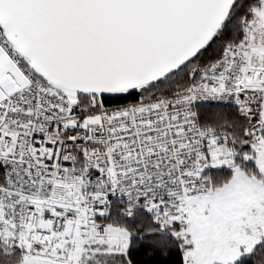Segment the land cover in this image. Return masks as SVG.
I'll return each instance as SVG.
<instances>
[{
  "label": "snow or ice",
  "instance_id": "snow-or-ice-1",
  "mask_svg": "<svg viewBox=\"0 0 264 264\" xmlns=\"http://www.w3.org/2000/svg\"><path fill=\"white\" fill-rule=\"evenodd\" d=\"M0 264H264V0H0Z\"/></svg>",
  "mask_w": 264,
  "mask_h": 264
}]
</instances>
